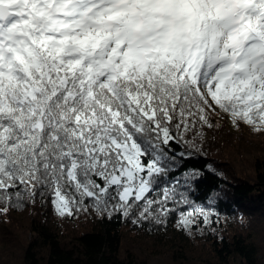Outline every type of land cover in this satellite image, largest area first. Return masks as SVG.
Here are the masks:
<instances>
[{"label":"snow or ice","instance_id":"6c2138e0","mask_svg":"<svg viewBox=\"0 0 264 264\" xmlns=\"http://www.w3.org/2000/svg\"><path fill=\"white\" fill-rule=\"evenodd\" d=\"M222 122L264 135V0H0V214L215 234Z\"/></svg>","mask_w":264,"mask_h":264},{"label":"trees","instance_id":"16d2710c","mask_svg":"<svg viewBox=\"0 0 264 264\" xmlns=\"http://www.w3.org/2000/svg\"><path fill=\"white\" fill-rule=\"evenodd\" d=\"M243 128L246 134L222 122L206 130V155L187 161L206 169L193 197L207 203L219 193L215 234L208 229L188 237L171 223L166 231H149L87 213L61 219L37 197L22 210L0 214V253L19 257L20 264H152L158 256L164 264H264V135Z\"/></svg>","mask_w":264,"mask_h":264},{"label":"rangeland","instance_id":"374dc122","mask_svg":"<svg viewBox=\"0 0 264 264\" xmlns=\"http://www.w3.org/2000/svg\"><path fill=\"white\" fill-rule=\"evenodd\" d=\"M238 131H240V133L241 132L245 133L244 132L245 131L244 128L240 129ZM247 135H250V134H247ZM17 253H18V251H17ZM16 257H18V256H16ZM163 259L164 258L158 256V257L154 258L152 264H164L163 263V261H164ZM0 261L5 262V264L9 263V262H11L10 264H20V258L19 257L18 258L12 257V259H10V256L8 257L6 254H1V253H0Z\"/></svg>","mask_w":264,"mask_h":264}]
</instances>
